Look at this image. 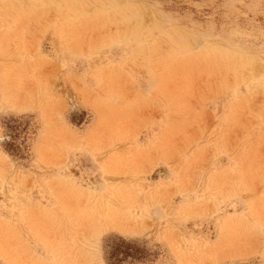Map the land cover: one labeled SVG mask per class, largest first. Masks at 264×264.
Wrapping results in <instances>:
<instances>
[{"label":"rangeland","instance_id":"1","mask_svg":"<svg viewBox=\"0 0 264 264\" xmlns=\"http://www.w3.org/2000/svg\"><path fill=\"white\" fill-rule=\"evenodd\" d=\"M0 264H264V0H0Z\"/></svg>","mask_w":264,"mask_h":264},{"label":"bare ground","instance_id":"2","mask_svg":"<svg viewBox=\"0 0 264 264\" xmlns=\"http://www.w3.org/2000/svg\"><path fill=\"white\" fill-rule=\"evenodd\" d=\"M219 61V60H218ZM199 62V61H198ZM182 63V62H181ZM214 65H215V63H214Z\"/></svg>","mask_w":264,"mask_h":264}]
</instances>
